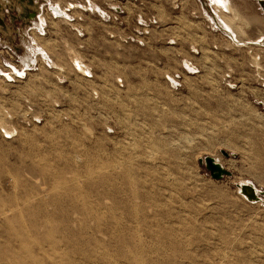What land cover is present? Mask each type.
<instances>
[{
  "label": "rangeland",
  "instance_id": "obj_1",
  "mask_svg": "<svg viewBox=\"0 0 264 264\" xmlns=\"http://www.w3.org/2000/svg\"><path fill=\"white\" fill-rule=\"evenodd\" d=\"M0 264H264V0H0Z\"/></svg>",
  "mask_w": 264,
  "mask_h": 264
},
{
  "label": "bare ground",
  "instance_id": "obj_2",
  "mask_svg": "<svg viewBox=\"0 0 264 264\" xmlns=\"http://www.w3.org/2000/svg\"><path fill=\"white\" fill-rule=\"evenodd\" d=\"M216 1V0H215ZM225 1V0H224ZM217 4V3H216ZM223 4V3H222ZM220 5V4H219ZM226 5V4H225ZM229 6V5H228ZM224 7V6H223ZM226 8H228V7H226ZM229 8H230V6H229ZM228 8V9H229ZM233 9V8H232ZM233 11V10H232ZM61 13V12H60ZM41 21H42V19H41ZM223 23V22H222ZM222 25H224V24H222ZM221 25V26H222ZM225 26H227V25H225ZM229 27V26H228ZM228 29V28H227ZM229 30H231V29H229ZM231 32V31H230ZM229 32V34H231ZM233 34V33H232ZM231 34V35H232ZM235 35V34H234ZM24 59H25V62L26 63H28L27 61L28 60H30V58H29V55H26L25 57H24ZM76 63V62H75ZM7 130V129H6ZM12 130V129H11ZM213 158V157H212ZM214 159V158H213ZM202 161H203V164L205 163V158H203V159H201ZM214 161L216 162V163H218V164H220L219 162H218V160L217 159H214ZM221 165V164H220ZM222 166V165H221ZM223 167V166H222ZM228 171V170H227ZM244 186H246L247 188H248V191H246V190H244ZM240 191H241V195L242 196H244V197H246V200H248L249 202H251V203H255V202H259L260 201V196H259V194H258V190L255 188V186L254 185H252L250 182H243L241 185H240Z\"/></svg>",
  "mask_w": 264,
  "mask_h": 264
},
{
  "label": "water",
  "instance_id": "obj_3",
  "mask_svg": "<svg viewBox=\"0 0 264 264\" xmlns=\"http://www.w3.org/2000/svg\"><path fill=\"white\" fill-rule=\"evenodd\" d=\"M225 156L228 154L224 153ZM201 164H203V161L201 160ZM205 165L207 170L210 172L211 177L213 179L219 180L224 176H231L232 174L227 171L224 167H222L220 164L216 163L212 157H205ZM244 190L248 191V188L244 186Z\"/></svg>",
  "mask_w": 264,
  "mask_h": 264
}]
</instances>
